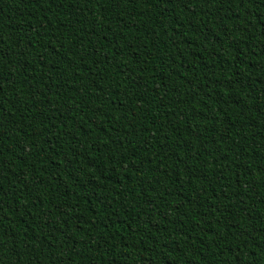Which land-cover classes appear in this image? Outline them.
Segmentation results:
<instances>
[{
    "label": "trees",
    "instance_id": "16d2710c",
    "mask_svg": "<svg viewBox=\"0 0 264 264\" xmlns=\"http://www.w3.org/2000/svg\"><path fill=\"white\" fill-rule=\"evenodd\" d=\"M0 264H264V0H0Z\"/></svg>",
    "mask_w": 264,
    "mask_h": 264
}]
</instances>
